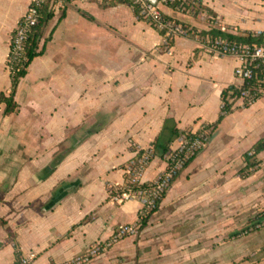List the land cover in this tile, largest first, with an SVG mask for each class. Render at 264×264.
Wrapping results in <instances>:
<instances>
[{
	"label": "crops",
	"instance_id": "crops-1",
	"mask_svg": "<svg viewBox=\"0 0 264 264\" xmlns=\"http://www.w3.org/2000/svg\"><path fill=\"white\" fill-rule=\"evenodd\" d=\"M199 1L212 21L205 10L159 9L198 31L264 32V0ZM30 2L0 0V94L10 92V39ZM61 3L43 28L44 52L17 86V109L4 115L0 103V264H14L15 243L22 256L34 254L30 264H68L136 222L140 204L109 194L124 183V165L174 127L215 123L222 92L240 85L234 57L207 54L184 36L169 44L129 4ZM263 137L264 99L226 115L147 225L80 264L239 263L264 245V229L215 248L211 236L225 233L233 211L239 216L223 205L226 193L239 187L243 154ZM164 169L155 157L142 180Z\"/></svg>",
	"mask_w": 264,
	"mask_h": 264
},
{
	"label": "built area",
	"instance_id": "built-area-1",
	"mask_svg": "<svg viewBox=\"0 0 264 264\" xmlns=\"http://www.w3.org/2000/svg\"><path fill=\"white\" fill-rule=\"evenodd\" d=\"M44 1L31 0L25 14L14 29L10 39V50L6 61L9 73L13 70L12 63L21 56L31 28L38 22V8ZM173 1L175 0H161L158 6L156 5V0L154 4L150 0H133V3L139 6L141 14L153 22L158 30L165 29L169 37L177 35L188 37L194 39L198 43L199 48L207 54L234 57L238 62L234 69V77L240 81V85L246 83L243 96L255 97L257 98L256 101L264 99V44L259 46L249 43H237L222 38H199L197 34L192 35L180 25L162 19V12L159 9V5H166L168 2ZM180 1L186 4L190 2L188 0ZM59 4L62 3L59 2ZM179 11L181 12L182 10ZM260 33L264 34V32ZM207 142L208 139L204 135L195 139L192 144H188L186 139L181 137L177 140V146L171 148V153H168L161 159L165 164V169L149 182H144L142 176L151 163L149 161L151 149H148V155H145L140 162L132 163L131 165L128 164L126 172L129 173L131 169V178L125 180L121 187L116 189L118 192L115 190L116 192L112 194V190H110L109 194L112 195L113 200L119 203L135 200L140 204L136 222L118 226L107 242L92 245L85 255L73 259L68 264L85 262L88 256L99 255L101 248L106 250L125 236L133 235L137 230L140 218L146 211L153 207L155 200L161 197V194L169 188L175 169L182 168L187 158L193 152L199 149L202 150ZM179 153H182V155L179 156ZM129 184L135 185L137 188L134 189L128 186ZM143 184L145 186L150 185L145 187ZM33 258L34 254L23 256L21 264H30Z\"/></svg>",
	"mask_w": 264,
	"mask_h": 264
},
{
	"label": "trees",
	"instance_id": "trees-1",
	"mask_svg": "<svg viewBox=\"0 0 264 264\" xmlns=\"http://www.w3.org/2000/svg\"><path fill=\"white\" fill-rule=\"evenodd\" d=\"M64 1H70V0H45L44 3L38 8V22L37 24L31 28L29 35L27 37V40L24 44L23 51L21 53V56L12 63V71L9 73L10 80H11V88L10 92L8 95H5L4 93L0 94V103L4 104V110L3 114L4 115H10L15 110L17 109V104L14 101V95L16 93L17 86L21 80L26 75L27 68L32 62V60L41 55L44 52V47H40V40L42 37V32L43 28L47 25V23L53 18L54 16V7L57 5L59 2ZM190 1L189 4L183 3L180 0H175L173 2H168L166 4L167 7L179 11L182 10L181 12H187V11H193L195 15H199L202 10H205L206 13L210 16V20L214 18L213 13L204 8L199 0H188ZM161 2V0H156V5ZM129 4L138 20H142L150 24L154 29L158 30L157 27L153 22H151L148 18H145L141 14V10L138 5L133 3V0H110V4ZM162 19L164 21H171L174 24L180 25L183 29H185L188 33L194 35L197 34L199 38H222L226 39L229 41H234L237 43H249L253 45H262L264 44V34H253L251 32H245V33H231L228 31H223L221 29L217 28H212L208 31H198L194 28H191L173 18L168 17L164 13H162ZM161 35L166 37V40L169 41L168 43L170 44V41L172 40L173 37H169L166 34V30H158ZM14 32V31H13ZM13 35V33H12ZM246 89V83H243L242 85H237V86H229L224 91L222 92V105H221V112L216 120L215 123L212 124H205L201 125L198 129L196 130H186L183 132H180L176 127L172 128L170 130V134L168 139L165 142H161L157 140L153 147L151 148L150 154H149V161H152L155 157H159L160 159H163L168 153H171V144L177 140H179L181 137H184L188 144H192V142L199 138L201 135H204L208 140L214 133L215 129L217 128L218 124L222 121V119L228 115L229 113L241 109V108H247L251 104H253L257 98L255 97H245L243 96V91ZM201 150H197L193 152L188 158L185 164L182 166L180 169H175L174 174L171 178L170 181V186L177 178V176L180 174V172L186 168L189 163L193 161V159L199 154ZM264 152V137L257 140L248 151H246L243 154V159L245 166L243 167L244 169L252 168L256 162L253 160H256L257 155ZM149 151L148 150H140L136 155L130 159L126 165L123 167L124 171V181L128 180L131 178V169L130 172L127 173L126 169L128 164L132 163H138L140 162L145 155H148ZM179 156L182 155V153L178 154ZM148 185H144L145 187H148ZM128 186L132 188H137L135 185L129 184ZM169 186V187H170ZM114 189L112 191V194L115 193L118 190ZM168 190V189H167ZM166 190V191H167ZM166 191L161 194V197L155 200L153 207L146 211L144 215L140 218V222L138 225V230H142L148 223L151 215L155 213L160 206V203L166 194ZM111 196V194H110ZM264 227V209L261 213H259L256 217H254L249 225H247L245 228H242L237 231H233L230 233L228 239H235L243 236L244 234L250 233L252 231L259 230L260 228ZM14 264H21V259H22V254L17 246V244H14ZM108 249V248H107ZM104 250L101 248L100 253H102ZM96 256L90 255L88 256L87 260H90L91 258H94Z\"/></svg>",
	"mask_w": 264,
	"mask_h": 264
},
{
	"label": "rangeland",
	"instance_id": "rangeland-1",
	"mask_svg": "<svg viewBox=\"0 0 264 264\" xmlns=\"http://www.w3.org/2000/svg\"><path fill=\"white\" fill-rule=\"evenodd\" d=\"M259 101V100H258ZM252 105V104H251ZM256 162V164L252 168L244 169L243 167L239 169L235 176L237 177L236 180H239V187L236 188V191L234 193H226L224 204L226 209L230 208H237L239 209V216L235 215L236 213L233 211V217L231 220L226 224L225 226V233L218 235L211 236V247H216L220 242H230L233 239H228L230 233L233 231L240 230L242 228H245L247 225H249L250 221L256 217L259 213H261L264 209V170L262 173L257 174L255 176V173L259 169H264V155L259 158H256V160H253ZM253 177L255 179H253ZM253 179L252 183H249ZM231 181V180H230ZM219 205H222L220 203ZM249 207V208H248ZM226 211V210H225ZM232 213V212H231ZM237 217H240V221L237 220L235 222V219ZM235 222V223H234ZM219 228H222L221 226ZM264 227L260 228L259 230L263 231ZM252 231L250 233H256L257 231ZM139 230L137 227L136 232L133 235L138 234ZM248 234V233H247ZM247 234H244L241 237L246 236ZM258 236L261 235V233L257 234ZM264 252V245L259 246V248L256 251H253L252 253L246 254L240 259V262H230L227 264H264V256L261 255V253ZM255 254H258L259 257L257 259V262H250L249 260L251 257H253ZM262 256V257H261Z\"/></svg>",
	"mask_w": 264,
	"mask_h": 264
},
{
	"label": "water",
	"instance_id": "water-1",
	"mask_svg": "<svg viewBox=\"0 0 264 264\" xmlns=\"http://www.w3.org/2000/svg\"><path fill=\"white\" fill-rule=\"evenodd\" d=\"M150 2L154 4L155 3V0H150Z\"/></svg>",
	"mask_w": 264,
	"mask_h": 264
}]
</instances>
